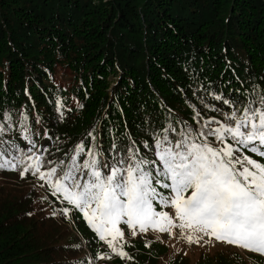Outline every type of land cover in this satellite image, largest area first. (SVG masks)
Wrapping results in <instances>:
<instances>
[{"label": "trees", "instance_id": "16d2710c", "mask_svg": "<svg viewBox=\"0 0 264 264\" xmlns=\"http://www.w3.org/2000/svg\"><path fill=\"white\" fill-rule=\"evenodd\" d=\"M254 87L264 91V0H0V123L8 129L0 139L27 149L23 136L31 134L48 159L81 141L91 146L92 130L105 156L113 142L135 141L151 159V133L169 122L195 128L196 112L222 119L212 109H230L214 95L240 99ZM14 181H0V264H88L108 251L80 213L69 214L77 236L69 231L66 205L47 185L45 199ZM128 242L132 259L103 264H157L166 252L149 237ZM196 264L241 262L214 256Z\"/></svg>", "mask_w": 264, "mask_h": 264}, {"label": "snow or ice", "instance_id": "6c2138e0", "mask_svg": "<svg viewBox=\"0 0 264 264\" xmlns=\"http://www.w3.org/2000/svg\"><path fill=\"white\" fill-rule=\"evenodd\" d=\"M240 95L233 100L214 95L230 109H212L222 119L196 112L195 128L169 122L151 133L152 145L144 142L151 159L140 154L135 141L127 148L113 142L105 156L94 130L87 134L91 146L81 141L64 158L48 159V150L36 149L28 134L27 149L0 139V170L18 172L21 179L37 177L40 187L47 185L66 205L60 214L69 220L72 212L82 215L96 242L108 249L88 264L114 256L132 259L121 225L133 238L150 229L169 235L179 229L188 244L207 237L208 243L214 239L264 255V91L254 87ZM11 119L4 114L9 126ZM6 131L0 123V136Z\"/></svg>", "mask_w": 264, "mask_h": 264}, {"label": "rangeland", "instance_id": "374dc122", "mask_svg": "<svg viewBox=\"0 0 264 264\" xmlns=\"http://www.w3.org/2000/svg\"><path fill=\"white\" fill-rule=\"evenodd\" d=\"M60 74H57V81H59L61 84L65 85V82L60 79ZM14 181L9 178L1 177L0 181ZM16 182V181H14ZM18 185H24L27 188L32 187L36 191H38L41 195L45 196L47 194V190L44 187H40L42 184V181H37L35 179L26 180V182H16ZM48 195V194H47ZM46 197V196H45ZM52 205H54L52 203ZM50 213H56V216H58L57 207L55 205L52 207V209L49 210ZM66 221V226L69 228V231L72 232L75 236H77V231L74 230V221L72 219H64ZM151 235V234H150ZM144 235L142 238L145 239L147 237H151L152 239L157 240L161 244H163L166 248V252L164 255H162L158 261L157 264H170V259L175 258H183L187 261L188 264H196L201 259L206 260L210 259L214 256H221V257H228L230 259H237L241 262V264H264V255H260L257 253L250 252L248 250L242 249L237 246L229 247V246H223V245H217L214 244V246L209 245L205 247L196 246V247H186L183 243L176 241L172 238L167 237H156L153 235ZM142 240V239H141ZM88 251V250H87ZM88 254V252H87ZM90 257V254H88ZM101 261V260H100ZM102 261L100 262L103 264ZM99 263V262H98ZM99 263V264H100Z\"/></svg>", "mask_w": 264, "mask_h": 264}, {"label": "built area", "instance_id": "2783aa9c", "mask_svg": "<svg viewBox=\"0 0 264 264\" xmlns=\"http://www.w3.org/2000/svg\"><path fill=\"white\" fill-rule=\"evenodd\" d=\"M173 232H174V234H173L174 238H177L178 240H180L186 247L191 248V247H194L196 245V244H188V243H186V241L181 238L179 229L178 230L175 229V230H173ZM127 237L128 238H132V236L130 235V233L127 234ZM206 241H207V237L205 238L204 241H201L199 244H205L206 246H209V245H212V244L214 245L215 244V241L214 240H212L211 243H208Z\"/></svg>", "mask_w": 264, "mask_h": 264}]
</instances>
